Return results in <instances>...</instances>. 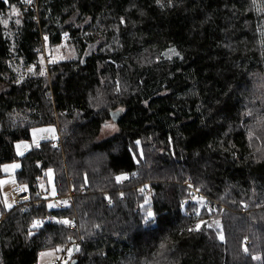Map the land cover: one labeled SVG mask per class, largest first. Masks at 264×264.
Listing matches in <instances>:
<instances>
[{"label":"trees","instance_id":"16d2710c","mask_svg":"<svg viewBox=\"0 0 264 264\" xmlns=\"http://www.w3.org/2000/svg\"><path fill=\"white\" fill-rule=\"evenodd\" d=\"M225 1L0 0V180L18 160L30 195L7 208L0 194V264L77 239L60 264H264V41L230 48ZM64 33L76 57L43 64L42 37ZM48 125L59 140L19 157ZM49 169L74 194L65 209L39 196Z\"/></svg>","mask_w":264,"mask_h":264},{"label":"rangeland","instance_id":"374dc122","mask_svg":"<svg viewBox=\"0 0 264 264\" xmlns=\"http://www.w3.org/2000/svg\"><path fill=\"white\" fill-rule=\"evenodd\" d=\"M226 2L227 1L224 2L223 6V17L225 24L227 25L226 29L228 33L230 48L232 50H238L259 46L261 39L262 41H264V25L262 23V14L264 13V0H255V2L254 0H232V2L230 3ZM15 9L16 12L19 13L17 8ZM9 14L11 16L18 15L14 13L13 10H11ZM43 37L45 40V37L47 36L44 35ZM45 42L47 45L46 55L52 56V59L55 62L73 60L76 57V52L69 42L68 33H64L62 35L61 43L56 46H50L48 43V38L47 41L45 40ZM42 57L44 58V56ZM105 125L109 126L105 127ZM105 125L101 130L99 136L100 140L113 135L118 130L117 125L111 119L106 122ZM47 140L53 141L55 143L59 140V133L54 125L34 128L31 132L30 140L21 141L16 144L15 148L17 155L19 157H22L32 148L39 145L42 141ZM18 145L19 147H17ZM13 165H19V167H12ZM20 166V162L16 160L14 162L4 164L2 167V172L6 176L0 181V194L4 198L5 205L12 206L13 194L11 192V188L16 185L15 173L20 169ZM41 188V190H46L50 193L51 199L48 200V205L51 204L53 205V207H57V195H52L53 188L56 192L53 171H51L50 174H48V172L46 173V179L42 181ZM196 195L199 194L196 193ZM191 201L194 202L199 209L205 208L204 206H206V200L202 198L201 195L194 196ZM210 225L211 227H216V224L214 222H211ZM64 246L58 247L54 250L41 252L43 253V255H41L40 253L38 264H58L62 259L61 250ZM73 253H75V251L69 252L67 256L71 259ZM63 263H66V261L64 260Z\"/></svg>","mask_w":264,"mask_h":264},{"label":"built area","instance_id":"2783aa9c","mask_svg":"<svg viewBox=\"0 0 264 264\" xmlns=\"http://www.w3.org/2000/svg\"><path fill=\"white\" fill-rule=\"evenodd\" d=\"M12 1H15V0H12ZM23 8H24V12H28L30 9H37L38 8V0H32L31 4L26 3V5ZM46 49H47V45H46V42H45L44 38L42 37L41 45H40V48L38 49V52L40 54H42V56H44L43 61H44L45 65H48L49 63H51L53 61V59H52V56H47L46 55ZM35 65L36 64H34V66ZM187 184H188V186H192L191 182H188ZM24 189H25L24 187L18 186V185H15L11 189V192L13 194V205L19 206L20 204L26 203V202L29 201L30 195H29L28 191L24 190ZM146 193L150 194V191L146 190ZM195 193L199 194L196 191H195ZM199 195H201V194H199ZM39 196L43 200L51 199L50 193L48 191H46V190H41L40 193H39ZM73 197H74L73 193H69L67 196H64V197H58L57 196L56 197V199L58 200L57 207L59 209H65L70 204H72ZM65 201L67 203H64ZM107 204L110 205V202L108 201ZM215 206H216V203H212L210 201L206 202V208L210 212L215 210ZM69 221H71V225L70 226H66L65 225V226L68 228V230L70 232H73V233L77 232L78 231V227L76 226V223L74 221H72V220H69ZM80 247H81V239L73 240L71 243L66 244L61 250L62 251L61 252L62 253V259L60 260V262L58 264L63 263L64 260L67 262L68 259H69L67 254L69 252L77 251Z\"/></svg>","mask_w":264,"mask_h":264},{"label":"snow or ice","instance_id":"6c2138e0","mask_svg":"<svg viewBox=\"0 0 264 264\" xmlns=\"http://www.w3.org/2000/svg\"><path fill=\"white\" fill-rule=\"evenodd\" d=\"M4 2L7 3L8 0H4ZM22 2H24V3H28V4H31L32 0H22ZM157 2L159 3V0H157ZM254 2H255V0H254ZM12 10H13L14 13L18 14V13L16 12V9H15L14 6H13ZM121 22L123 23V20H122ZM16 23L18 24V23H19V20H17ZM45 40L47 41V37H45ZM40 74H41V75L44 74L43 70L40 72ZM108 126H109V125H105V127H108ZM49 131H54V130H49ZM137 144H139V141H137ZM17 147H19V145H18ZM37 147H39V145H37ZM18 154H19V153H18ZM12 167H19V165H13ZM6 168H7V166H6ZM50 173H51V169L48 170V174H50ZM116 179H117V181H119V180L121 179V177H117ZM24 190H26V188H25ZM52 195H53V196L56 195V192H55V189H54V188H53V191H52ZM64 203H67V202L65 201ZM145 203H147V200L145 201ZM6 206H7V207H11V205H6ZM48 207L51 208V207H53V205L49 204ZM197 215H199L198 212H197ZM147 216H148L149 218H152V217H153V213H152L151 211H149V212L147 213ZM41 223H42L41 221H34V222H33V227H34V228L39 227V226L41 225ZM58 223H63V224L66 225V226H70V225H71V221H69V220H67V219L62 220V221H58ZM201 223H203V222H201ZM200 227H201V224L198 223V224L196 225V230H199ZM189 231H192V229H189ZM220 239L223 240V235H222V234H221V236H220ZM245 251H247V249H245ZM41 255H43V253H41Z\"/></svg>","mask_w":264,"mask_h":264},{"label":"crops","instance_id":"0c3cea01","mask_svg":"<svg viewBox=\"0 0 264 264\" xmlns=\"http://www.w3.org/2000/svg\"><path fill=\"white\" fill-rule=\"evenodd\" d=\"M0 181H1V180H0ZM15 183H16V182H15ZM11 189H12V188H11ZM12 206H13V203H12ZM12 206H11V207H12ZM11 207H8V208H11Z\"/></svg>","mask_w":264,"mask_h":264}]
</instances>
